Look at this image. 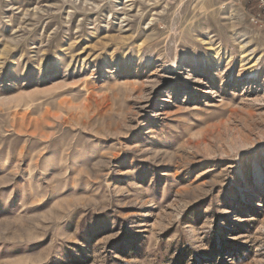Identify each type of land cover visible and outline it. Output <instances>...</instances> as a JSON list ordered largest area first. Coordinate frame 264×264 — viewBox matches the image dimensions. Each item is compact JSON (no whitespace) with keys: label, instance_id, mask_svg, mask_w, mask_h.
I'll return each instance as SVG.
<instances>
[{"label":"rangeland","instance_id":"374dc122","mask_svg":"<svg viewBox=\"0 0 264 264\" xmlns=\"http://www.w3.org/2000/svg\"><path fill=\"white\" fill-rule=\"evenodd\" d=\"M0 264H264L243 4L0 0Z\"/></svg>","mask_w":264,"mask_h":264},{"label":"built area","instance_id":"2783aa9c","mask_svg":"<svg viewBox=\"0 0 264 264\" xmlns=\"http://www.w3.org/2000/svg\"><path fill=\"white\" fill-rule=\"evenodd\" d=\"M240 4L252 5L254 7V13L250 14V17L255 23H260L264 26V0H237Z\"/></svg>","mask_w":264,"mask_h":264},{"label":"trees","instance_id":"16d2710c","mask_svg":"<svg viewBox=\"0 0 264 264\" xmlns=\"http://www.w3.org/2000/svg\"><path fill=\"white\" fill-rule=\"evenodd\" d=\"M245 9L247 12H249L250 14L254 13V7L252 5H246Z\"/></svg>","mask_w":264,"mask_h":264}]
</instances>
